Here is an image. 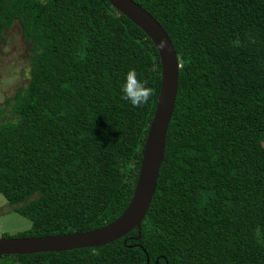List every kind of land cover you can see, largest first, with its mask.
Listing matches in <instances>:
<instances>
[{
	"label": "trees",
	"instance_id": "trees-1",
	"mask_svg": "<svg viewBox=\"0 0 264 264\" xmlns=\"http://www.w3.org/2000/svg\"><path fill=\"white\" fill-rule=\"evenodd\" d=\"M132 1L180 63L140 239L133 230L100 248L0 264H264V0ZM14 23L30 76L7 102L12 120L0 117V195L31 228L3 238L100 229L135 190L161 87L158 52L106 0H0V41ZM130 70L152 91L140 108L122 99Z\"/></svg>",
	"mask_w": 264,
	"mask_h": 264
},
{
	"label": "water",
	"instance_id": "water-1",
	"mask_svg": "<svg viewBox=\"0 0 264 264\" xmlns=\"http://www.w3.org/2000/svg\"><path fill=\"white\" fill-rule=\"evenodd\" d=\"M106 1L151 40L158 52L161 67L160 93L144 141L133 196L117 220L94 231L43 238H0V257L100 248L120 240L133 230L138 234L135 240L140 239L141 224L154 196L164 159L166 134L178 93L180 63L167 33L148 12L132 0ZM161 41L166 43V47L160 48Z\"/></svg>",
	"mask_w": 264,
	"mask_h": 264
},
{
	"label": "rangeland",
	"instance_id": "rangeland-1",
	"mask_svg": "<svg viewBox=\"0 0 264 264\" xmlns=\"http://www.w3.org/2000/svg\"><path fill=\"white\" fill-rule=\"evenodd\" d=\"M29 54V45L23 40L18 24L14 23L4 32L0 41V111H6L0 117L6 115L12 120L7 102L28 83ZM30 228L31 222L12 212L6 200L0 195V238L16 237Z\"/></svg>",
	"mask_w": 264,
	"mask_h": 264
},
{
	"label": "clouds",
	"instance_id": "clouds-1",
	"mask_svg": "<svg viewBox=\"0 0 264 264\" xmlns=\"http://www.w3.org/2000/svg\"><path fill=\"white\" fill-rule=\"evenodd\" d=\"M164 47H166V43L161 41L160 48ZM122 92V99L130 102L134 108H140L148 104L152 95L151 89L147 87V82L139 79L135 70H130L127 73Z\"/></svg>",
	"mask_w": 264,
	"mask_h": 264
}]
</instances>
